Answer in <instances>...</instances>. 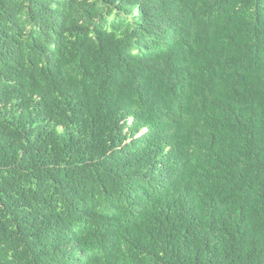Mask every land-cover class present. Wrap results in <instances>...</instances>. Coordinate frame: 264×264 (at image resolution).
Instances as JSON below:
<instances>
[{
  "label": "trees",
  "instance_id": "obj_1",
  "mask_svg": "<svg viewBox=\"0 0 264 264\" xmlns=\"http://www.w3.org/2000/svg\"><path fill=\"white\" fill-rule=\"evenodd\" d=\"M0 264H264V0H0Z\"/></svg>",
  "mask_w": 264,
  "mask_h": 264
}]
</instances>
